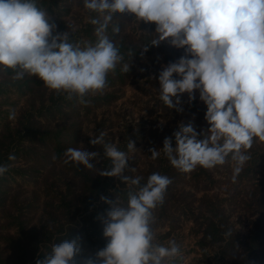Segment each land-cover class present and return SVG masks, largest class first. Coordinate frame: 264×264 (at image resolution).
<instances>
[{"label":"trees","instance_id":"16d2710c","mask_svg":"<svg viewBox=\"0 0 264 264\" xmlns=\"http://www.w3.org/2000/svg\"><path fill=\"white\" fill-rule=\"evenodd\" d=\"M36 2L55 23L53 35L69 31L71 42L81 47L96 41L95 26L89 22V16L96 14L84 8L83 0ZM113 25H119L118 34H113ZM155 28V23L139 24L130 16L114 17L107 35L124 59L109 73L104 92L87 96V104L56 94L38 77L25 75L16 80L13 70L0 72V165L8 166L0 176V264H37L53 244L76 237L81 252L74 258L75 264L95 259L106 246L102 218L111 205L101 197L112 201L119 197L126 204L127 193L133 189L118 177L99 175L111 162L103 155V146H93L90 140L106 129L113 137L105 135V142L129 157L127 175L143 177L142 184L154 172L171 179L164 203L154 210L153 231L166 230L161 238L192 220V233L199 237L198 264L208 260L215 248H219L220 264H264V142L253 143L248 150L251 159L235 181L232 162L212 169L198 166L190 173L170 164L162 149L164 139L171 137L175 147L173 133L181 123L191 124L198 133L207 129V106L199 99V91L191 102L187 93L179 97L182 110L170 109L156 97L159 73L185 53L168 41L142 52L156 36ZM123 63L130 64L128 73L121 70ZM141 72L144 80L137 78ZM174 78L179 79L175 74ZM141 84H147L149 88L144 90L152 95V100L139 107L150 120L144 116L135 124L125 120L119 125L123 131L116 142V123L98 120V114L115 106L128 86ZM176 99L173 97L174 104ZM12 110L14 119L9 118ZM129 140L135 151H128ZM80 147L100 153L93 161L96 167L63 162L66 149ZM152 148L160 152L156 159L151 157ZM10 155L15 159L9 160ZM229 231L231 235H226Z\"/></svg>","mask_w":264,"mask_h":264},{"label":"clouds","instance_id":"9594fccd","mask_svg":"<svg viewBox=\"0 0 264 264\" xmlns=\"http://www.w3.org/2000/svg\"><path fill=\"white\" fill-rule=\"evenodd\" d=\"M83 5L96 14L89 16V22L95 26L97 39L81 47L71 42L69 31L53 35L56 25L36 0H0V72L13 70L16 80L25 75L38 77L56 94L87 104V96L104 92L109 73L124 59L107 35L114 17L155 23L156 36L142 52L168 41L185 53L159 73V99L170 109L182 110L179 97L187 93L191 102L199 91L209 125L198 133L191 124L181 123L173 133L175 147L171 137L164 139V154L183 173L232 162L235 181L251 159L248 150L253 143L264 142V0H83ZM112 32L118 34L119 25H113ZM121 70L128 73L130 64L123 63ZM9 118H15L14 110ZM105 135L100 132L90 140L93 146H103V155L111 162L99 175L118 177L133 189L127 193L126 204L119 197L115 201L101 197L111 205L102 218L107 244L95 259L86 258L83 264H167L175 260L180 256L177 243H156L152 228L154 210L164 203L171 179L154 172L142 184L143 177L127 175V153L106 143ZM127 148L136 150L131 140ZM149 151L153 159L160 155L155 148ZM99 156L82 147L68 148L63 162L93 169ZM8 158L15 159L13 155ZM7 171L8 166L0 165V176ZM80 252L79 237L62 240L37 264H75Z\"/></svg>","mask_w":264,"mask_h":264},{"label":"rangeland","instance_id":"374dc122","mask_svg":"<svg viewBox=\"0 0 264 264\" xmlns=\"http://www.w3.org/2000/svg\"><path fill=\"white\" fill-rule=\"evenodd\" d=\"M143 72L141 75H138V79H143ZM146 88H142V87ZM148 85H138L133 86L130 85L124 90L123 97L118 100L115 106H112L109 109L103 110L99 112L98 120L104 119L106 123H116V128L113 130L115 134L116 142L120 139L122 128L119 125H123L125 120H129L132 122L131 124L139 123L144 116V120H150L147 112L144 110H140L139 107L142 103H145L148 100H152V95L150 92H146L144 89H148ZM152 92V91H151ZM156 97H159L157 95ZM153 103V102H150ZM155 103V102H154ZM156 116V113L153 114ZM107 137H113L111 135L108 136V129L104 130ZM96 136L92 135V138ZM119 137V138H118ZM234 219V218H233ZM194 223L192 220L187 221L185 226L173 234H171L168 238H161L160 236L166 231L165 229H157L155 234V242L163 244L165 246L168 245L169 241L174 240L180 248V256H178L175 260L167 262V264H198V258L201 257L200 248L197 246L196 241L199 238L195 234L192 233V227ZM197 249V250H195ZM219 260V248H215L212 251L211 256L202 264H220Z\"/></svg>","mask_w":264,"mask_h":264}]
</instances>
